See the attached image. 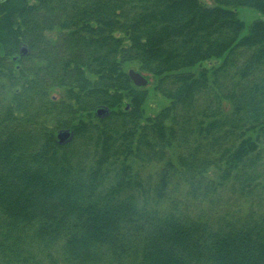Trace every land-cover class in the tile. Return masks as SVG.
Masks as SVG:
<instances>
[{"label":"trees","instance_id":"obj_1","mask_svg":"<svg viewBox=\"0 0 264 264\" xmlns=\"http://www.w3.org/2000/svg\"><path fill=\"white\" fill-rule=\"evenodd\" d=\"M239 7L264 15L0 0V264H264V20Z\"/></svg>","mask_w":264,"mask_h":264},{"label":"rangeland","instance_id":"obj_2","mask_svg":"<svg viewBox=\"0 0 264 264\" xmlns=\"http://www.w3.org/2000/svg\"><path fill=\"white\" fill-rule=\"evenodd\" d=\"M203 1L207 4H210V0H203ZM237 14L245 24V28L242 31V34H245L247 32L248 25L253 21L258 19L264 20V15L248 7L237 8ZM131 68L134 69L132 66ZM195 70L196 69H192V71ZM142 75L147 79V84L145 86V88L147 89V99L144 103V111L147 116H151L155 114L161 107H163L167 103V100L162 95H160L159 93L153 90L152 84L150 83L152 79L145 74Z\"/></svg>","mask_w":264,"mask_h":264},{"label":"water","instance_id":"obj_3","mask_svg":"<svg viewBox=\"0 0 264 264\" xmlns=\"http://www.w3.org/2000/svg\"><path fill=\"white\" fill-rule=\"evenodd\" d=\"M25 53H26V48L22 46L21 54H25ZM127 74L129 79L135 86L142 87L147 84V79L140 72L130 68L128 69ZM105 113H107V109L105 108H99L96 110V114L98 116H101ZM72 136H73V132L69 129L59 130L56 133L57 141L60 144L69 141L72 138Z\"/></svg>","mask_w":264,"mask_h":264}]
</instances>
